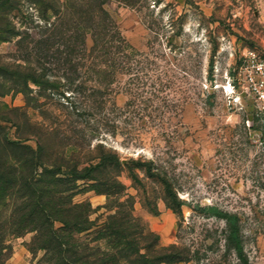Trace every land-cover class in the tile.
<instances>
[{
  "label": "rangeland",
  "instance_id": "rangeland-1",
  "mask_svg": "<svg viewBox=\"0 0 264 264\" xmlns=\"http://www.w3.org/2000/svg\"><path fill=\"white\" fill-rule=\"evenodd\" d=\"M2 1L0 116L87 153L102 146L123 163L134 158L141 177H166L186 202L180 212L159 181L136 187L130 171L121 180L160 244H176L187 258L172 264H264V101L254 89L264 77V0ZM35 70L41 85L12 75ZM20 130L0 119V134L16 139ZM24 143L37 148L35 139ZM87 200L101 225L107 196L74 197ZM202 205L239 216L244 258L227 220ZM97 226L77 236L91 240ZM34 235L8 234L0 264H46L43 249H30Z\"/></svg>",
  "mask_w": 264,
  "mask_h": 264
},
{
  "label": "trees",
  "instance_id": "trees-1",
  "mask_svg": "<svg viewBox=\"0 0 264 264\" xmlns=\"http://www.w3.org/2000/svg\"><path fill=\"white\" fill-rule=\"evenodd\" d=\"M3 5L0 0V25L6 13ZM66 46L73 54L74 44ZM39 49L36 47L37 54L41 52ZM12 66L26 68L13 64L7 68ZM0 68H5L2 60ZM12 75L23 83L27 80L41 85L36 70L12 72ZM13 110L17 112L18 109ZM0 119L22 129L16 139L9 138L5 132L0 134V207H3L0 218L4 217L6 228L9 227L6 229L4 223L0 224V261L10 248L6 236L28 231H35L30 249H43L42 261L46 264H172L187 260L176 244L161 245L159 235L135 214L136 197L128 192V186L121 180L122 174L130 171L128 177L136 187L145 188L144 178L159 181L168 206L180 212L186 202L178 197L173 184L161 173L143 170L144 177H141L134 172V166L139 162L134 158L123 163L118 152L105 150L102 146L90 148L87 153L77 143L53 140L49 130L33 128L28 122L21 128L23 122L7 115L0 116ZM31 139L36 140L37 148L24 143ZM52 142L56 143V149L50 147ZM79 180L85 181L84 187L78 184ZM82 191L107 196L106 207L110 213L101 225L97 226L91 219L95 208L90 200L74 201L75 195ZM9 200L14 201L13 207L4 216L3 210H6ZM145 201L150 210L156 211L154 202ZM197 207L227 220L230 224L229 238L234 242L239 257L244 258L239 216L216 205ZM57 222L61 225L57 226ZM96 226L91 240L77 236L92 231Z\"/></svg>",
  "mask_w": 264,
  "mask_h": 264
},
{
  "label": "built area",
  "instance_id": "built-area-1",
  "mask_svg": "<svg viewBox=\"0 0 264 264\" xmlns=\"http://www.w3.org/2000/svg\"><path fill=\"white\" fill-rule=\"evenodd\" d=\"M255 91L259 95V99L264 101V77L255 85Z\"/></svg>",
  "mask_w": 264,
  "mask_h": 264
}]
</instances>
